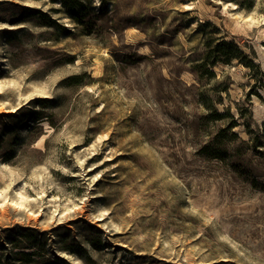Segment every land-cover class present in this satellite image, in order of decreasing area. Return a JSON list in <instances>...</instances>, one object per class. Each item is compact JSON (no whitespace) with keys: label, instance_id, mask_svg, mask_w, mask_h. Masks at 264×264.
Masks as SVG:
<instances>
[{"label":"rangeland","instance_id":"374dc122","mask_svg":"<svg viewBox=\"0 0 264 264\" xmlns=\"http://www.w3.org/2000/svg\"><path fill=\"white\" fill-rule=\"evenodd\" d=\"M0 264H264V0H0Z\"/></svg>","mask_w":264,"mask_h":264},{"label":"trees","instance_id":"16d2710c","mask_svg":"<svg viewBox=\"0 0 264 264\" xmlns=\"http://www.w3.org/2000/svg\"><path fill=\"white\" fill-rule=\"evenodd\" d=\"M208 58H213L210 63L214 66L217 63L230 64L233 60L251 69L255 67L254 63L249 61L247 57L240 52L238 47L231 42L217 41L214 45H209L208 42Z\"/></svg>","mask_w":264,"mask_h":264}]
</instances>
